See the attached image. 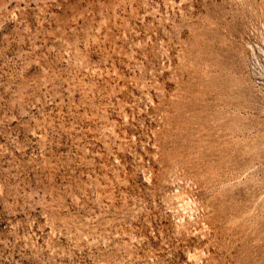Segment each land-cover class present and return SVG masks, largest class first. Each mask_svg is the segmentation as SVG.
I'll use <instances>...</instances> for the list:
<instances>
[{
  "label": "rangeland",
  "instance_id": "rangeland-1",
  "mask_svg": "<svg viewBox=\"0 0 264 264\" xmlns=\"http://www.w3.org/2000/svg\"><path fill=\"white\" fill-rule=\"evenodd\" d=\"M0 264H264V0H0Z\"/></svg>",
  "mask_w": 264,
  "mask_h": 264
}]
</instances>
